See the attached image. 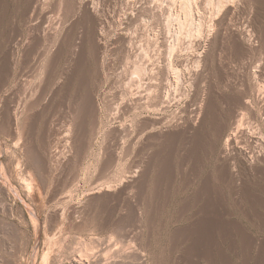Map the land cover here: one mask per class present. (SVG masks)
I'll return each mask as SVG.
<instances>
[{"label":"rangeland","instance_id":"obj_1","mask_svg":"<svg viewBox=\"0 0 264 264\" xmlns=\"http://www.w3.org/2000/svg\"><path fill=\"white\" fill-rule=\"evenodd\" d=\"M87 1L0 0V264H264V0H226L246 52L227 24L209 38L214 5L196 0L205 23L181 35L184 93L158 111L134 99L135 57L118 33L166 34L167 14L147 11L144 27L127 24L135 0ZM149 1L136 3L180 4ZM195 52L205 62L192 85ZM208 97L207 121L186 133ZM238 124L250 136L224 153Z\"/></svg>","mask_w":264,"mask_h":264},{"label":"bare ground","instance_id":"obj_2","mask_svg":"<svg viewBox=\"0 0 264 264\" xmlns=\"http://www.w3.org/2000/svg\"><path fill=\"white\" fill-rule=\"evenodd\" d=\"M65 1V0H64ZM90 1V2H89ZM89 1H87L88 2V5H90V4H96V3H93V2H95L94 0H89ZM98 1V0H97ZM107 1H109L110 2V0H107ZM114 1V0H113ZM117 1V0H116ZM115 1V2H116ZM121 1V0H120ZM124 1V0H123ZM129 2L131 1V0H128ZM128 1H127V3H128ZM140 1H143V0H140ZM149 1V0H148ZM164 1V0H163ZM199 1V0H198ZM240 1V0H239ZM81 2V1H80ZM92 2V3H91ZM100 2V1H99ZM98 2V3H99ZM106 2V1H105ZM125 2V1H124ZM123 2V3H124ZM149 2H153V0L152 1H149ZM155 2H158V4H156V3H148V5H145V6H143V5H141L142 3H140V5H138L137 3H136V0H135V2H133L134 3V8L132 9V10H130L129 12H126V14L128 13V15L127 16H125L126 18H127V24L129 23H131L132 24V22H135L136 20H137V17L138 16H141V18L139 19V21L140 20H142L143 22H146V23H144L143 24V22L141 23V21L139 22V23H141L140 24V26L143 24L144 25V27L147 25V21H144L146 18H144L143 16L145 15V13L148 11V12H151L152 14H153V17H154V15L155 16H157V18H158V16L159 15H163L164 13H166L167 14V21L165 22V23H167L166 24V28H165V32H167L166 34L164 33H160V31H159V33H156V32H154V28L152 29V27L150 28V29H148V25L150 24H148L147 26H146V28L144 29V28H142V29H144L143 31H146V33L145 32H143V37H145L144 39H141V40H145L144 42L145 43H142V41L141 42H138L139 44H136L135 45V42L137 43V41H135L136 40V38H135V40H134V37L136 36V33L137 32H139V31H141V30H138L136 33H135V36H134V34H132V31L130 30V29H132V27L129 29L128 27H126V28H123V29H119L120 31H119V38H120V40L122 41V43H125V45H124V50H123V52L125 53H123V55H125L126 56V59L127 60H131L132 59V57H135V60L131 63V64H134V65H132L133 66V69H131V75L129 76L130 78H128V80L129 79H131L133 82H137V83H139L140 85L137 87V88H139L140 89V87H141V89H140V91H141V93H138L139 94V96H137L136 98H134V99H136L137 100V102L138 103H141V104H143V103H146L148 106H150L151 107V109H157V111L158 110H163V109H167V107L168 106H170L171 104H173L174 102H179L180 101V99H181V90L183 91V93H184V90H183V88H184V86H183V88L181 89V85H183V83H182V81H184L183 79L185 78L184 76H183V74H185V73H183L182 72V70H181V68H182V66H180V63L182 62V61H180V60H182V59H179V58H181L180 56L181 55H184V53H183V51H184V49H185V47L184 48H182L181 46H180V43L183 41L184 42V40L183 39H185L184 37L185 36H190L191 34H192V36L194 35V33H195V31H197V30H200V32L201 31H203V28H201L200 29V27H201V25H203L204 23H205V21H203L204 23H202L201 21V18L200 17H202L201 15V10H200V4L198 3V2H196V0H180V4H178L175 8L173 7V4H172V7L174 8V9H172V10H170L171 12H169V11H167L168 10V8H166V7H164L165 5H163V3H161L160 4V1H155ZM204 2V1H203ZM207 2H208V4H213L214 6H213V10H212V12H210V17H209V32L210 33H208L209 34V38H211V36H212V34L214 33V32H216V30L218 29V28H220L223 24H227L228 22H227V17H228V15L230 16L232 13H233V7H232V4H229L230 2H229V0H228V2H226V0H207ZM234 2V1H233ZM253 2V1H252ZM36 3V2H35ZM65 3V2H64ZM107 3V2H106ZM126 3V4H127ZM136 3V4H135ZM139 3V2H138ZM165 3H166V1H165ZM256 3V2H255ZM61 4V3H60ZM72 4V3H71ZM80 4V3H79ZM100 4V3H99ZM143 4H146L145 3V1H144V3ZM205 4V3H204ZM237 4V3H236ZM129 5V4H128ZM207 5V4H206ZM235 5V4H234ZM60 6V5H59ZM175 6V5H174ZM236 7H238L237 5H235ZM94 6H92L91 8H93ZM100 7H102V6H100ZM125 7H127V6H125ZM132 7H133V5H132ZM207 7V6H206ZM90 8V9H91ZM96 8V7H95ZM94 8V9H95ZM94 9H92V10H94ZM97 9V8H96ZM95 9V10H96ZM130 9V8H129ZM167 9V10H166ZM236 9V8H235ZM95 10H94V12H95ZM206 10V9H205ZM104 11V10H103ZM207 11H209V10H207ZM87 12V11H86ZM118 13V12H117ZM122 13H123V11H122ZM235 13V12H234ZM239 13V12H238ZM100 14V13H99ZM112 14V13H111ZM203 14H205V13H203ZM237 14V13H236ZM117 15V14H116ZM143 15V16H142ZM239 15V14H238ZM256 15V14H255ZM100 16V15H99ZM148 16V15H147ZM150 16V15H149ZM166 16V15H165ZM199 16V17H198ZM237 16V15H236ZM62 17V16H61ZM117 17V16H116ZM162 17H164V16H162ZM60 18V17H59ZM206 18V17H205ZM235 18V17H234ZM253 18V17H252ZM62 19H64V18H62ZM149 19V18H148ZM162 19H164V18H162ZM102 20V19H101ZM121 20H123V19H121ZM125 20V19H124ZM156 20H159V19H156ZM161 20V19H160ZM159 20V21H160ZM204 20V19H203ZM255 20V19H254ZM62 21V20H61ZM126 21V20H125ZM158 21V22H159ZM162 21V20H161ZM232 21V20H231ZM237 21V20H236ZM256 21V20H255ZM102 22V21H101ZM104 22V21H103ZM107 22V21H106ZM105 22V23H106ZM150 22H154V21H150ZM157 22V21H156ZM230 22V21H229ZM254 22V21H253ZM54 23V22H53ZM86 23V22H85ZM108 23V22H107ZM107 23H106V25H107ZM121 23V22H120ZM97 24V23H96ZM99 24V23H98ZM97 24V25H98ZM100 24H102V23H100ZM122 24V23H121ZM237 24V23H236ZM236 24H234L235 26H236ZM247 24H249V25H247L248 26V28L249 27H252L253 25L251 24V23H248V21H247ZM124 25V24H123ZM134 25V24H133ZM136 25H137V22H136ZM221 25V26H220ZM229 24H227L226 25V27H228V28H226V29H228V31H229V33L231 34V35H233L236 39H237V41L239 42V49H240V51L241 50H244L245 52L246 51H248V50H250V49H253L252 47L254 46V45H252L251 44V42L249 43V42H247V41H245V40H243L242 38V33L238 30V29H234L235 27L234 26H231V27H234V28H231V27H229L230 25H232V24H230L229 26H228ZM96 26V25H95ZM94 26V27H95ZM104 26H105V24H104ZM104 26L103 27H101V30L99 29H97L96 28V30H98L97 32H98V34L99 35H102V37L104 38V33H106V32H104L105 30H103L104 29ZM246 26V27H247ZM97 27H99V26H97ZM106 27V26H105ZM153 27H156V26H153ZM161 27V26H160ZM203 27H204V25H203ZM237 27V26H236ZM55 28V27H54ZM103 28V29H102ZM121 28H122V26H121ZM135 28V27H134ZM244 28H245V26H244ZM255 28V27H254ZM107 29V28H106ZM140 29V28H139ZM156 29V28H155ZM240 29V28H239ZM253 29V28H252ZM259 29V28H258ZM52 30V29H51ZM55 31V30H54ZM251 31V29H249V30H247V35H249V39L251 38V37H253L249 32ZM46 32V31H45ZM50 32V31H49ZM80 32V31H79ZM96 32V33H97ZM157 32H158V30H157ZM243 32V31H242ZM253 32V31H252ZM81 33V32H80ZM95 33V34H96ZM197 33V32H196ZM140 34V33H139ZM183 34V39H181L182 37H181V35ZM184 34H186V35H184ZM197 34H199V33H197ZM205 34V33H204ZM259 34V33H258ZM264 34V33H263ZM144 35H147V37L146 36H144ZM196 35V34H195ZM244 35H245V33H244ZM253 35H255V34H253ZM39 37V36H38ZM191 37V36H190ZM53 38V37H52ZM95 38H97V36L95 37ZM142 38V37H141ZM264 38V37H263ZM81 39V38H80ZM84 39V38H83ZM100 39V38H99ZM180 39L182 40L181 42H180ZM253 39V38H252ZM19 40V39H18ZM197 39H196V37H195V41H196ZM247 40V39H246ZM101 41V40H100ZM103 41V40H102ZM138 41H140V39L138 40ZM226 41V40H225ZM249 41H251V39L249 40ZM260 41V40H259ZM85 42V41H84ZM119 42V41H118ZM182 42V43H183ZM199 42H201V41H199V39L197 40V45L199 44L200 45V43ZM238 42H236V43H238ZM181 43V44H182ZM234 43V42H233ZM184 44H185V42H184ZM192 44H194V43H192ZM115 45V44H114ZM189 45H191V44H189ZM49 46V45H48ZM183 46V45H182ZM193 46V45H192ZM180 47L182 48V49H180ZM255 47H256V45H255ZM264 47V46H263ZM76 49V48H75ZM194 49V48H193ZM226 49V48H225ZM122 51V50H121ZM227 51V50H226ZM252 51V50H251ZM179 52V53H178ZM178 53V54H177ZM241 53V52H240ZM204 54V53H203ZM203 54H200V53H198V52H195V53H192L191 54V57H189V60H187V61H189L190 63H192L191 65H190V63L189 62H187L186 64L184 63V65H186V66H188V68L187 69H189L188 71L190 72V75H191V77H193L192 79H193V82H192V85L194 84H196L197 85V83H198V78H197V76L199 75V73H201V72H199V70H200V67H201V65H202V63L203 62H205V59H204V55ZM245 54V53H244ZM241 55V54H240ZM79 56V55H78ZM234 56V55H233ZM219 57V56H218ZM240 57V56H239ZM183 58V57H182ZM184 59V58H183ZM212 59V58H211ZM239 59V58H238ZM77 60V59H76ZM129 60V61H130ZM185 60V59H184ZM128 61V62H129ZM192 61V62H191ZM128 62H126V63H128ZM218 62V61H217ZM183 63V62H182ZM182 63H181V65H182ZM81 64V63H80ZM129 64V63H128ZM183 65V66H184ZM190 65V66H189ZM260 65V64H259ZM260 67V66H259ZM244 68V67H243ZM207 70V69H206ZM264 70V69H263ZM129 71V70H128ZM127 71V72H128ZM125 72V71H124ZM127 72H125V73H127ZM185 72V71H184ZM122 72H120V74H121ZM124 73V74H125ZM236 73V72H235ZM252 74V73H251ZM118 75V74H117ZM244 75V74H243ZM264 75V74H263ZM121 76H123L122 74H121ZM239 76V75H238ZM224 77V76H223ZM255 77V76H254ZM262 77V76H261ZM127 78H125V79H127ZM191 79V78H190ZM244 79H245V77H244ZM246 79H248L247 77H246ZM245 79V80H246ZM127 80V81H128ZM235 80V79H234ZM251 80V79H250ZM72 81V80H71ZM127 81H126V83H127ZM248 81V80H247ZM255 81V80H254ZM133 82H132V85H134L133 84ZM235 82V81H234ZM257 82V81H256ZM123 83H125V82H123ZM128 83H131V81L129 82L128 81ZM59 84V83H58ZM122 84V83H121ZM205 84V83H204ZM210 84V83H209ZM228 84V83H227ZM247 84H248V82H247ZM73 85V84H72ZM126 85H130V84H125V86ZM185 85V84H184ZM186 86V85H185ZM131 87H133V86H131ZM243 87V86H242ZM259 87V88H258ZM261 87H262V85H261ZM38 88V87H37ZM130 88V86L127 88V89H129ZM253 88H255L254 90H256V89H259L260 90V86H258L257 84H255L254 85V87ZM136 89V88H135ZM139 89H137V90H139ZM235 89V88H234ZM263 88H261V90H262ZM125 90V89H124ZM134 90V89H133ZM187 90V89H186ZM233 90V89H232ZM126 91V90H125ZM128 91V90H127ZM130 91V90H129ZM43 92V91H42ZM256 92V91H255ZM260 92V91H259ZM264 92V91H263ZM128 93V92H127ZM134 93V92H133ZM124 95H125V93H123ZM129 94V93H128ZM136 94V93H135ZM255 94V93H254ZM264 95V94H263ZM131 96H132V93H131ZM213 96V95H212ZM256 96V95H255ZM41 97V96H40ZM126 97V96H125ZM128 97V96H127ZM134 97V96H133ZM183 97V96H182ZM263 98L262 97V95H261V93H259V94H257V98ZM202 98V97H201ZM249 99V98H248ZM128 100V99H127ZM131 100V99H130ZM136 100H134V101H136ZM179 100V101H178ZM211 98L210 97H208V98H206V99H204L203 100V102L196 108V110L194 111V115H193V118L191 117V118H188L187 116H185L186 118L185 119H187L186 121V126H185V130H187L186 131V133L187 132H196L197 133V131H199L201 128H202V126L204 125V123H205V121H207L206 119H208V115L210 114L209 113V108H210V105H212L211 104ZM238 101V100H237ZM260 101H261V99H260ZM95 102V101H94ZM129 102V101H128ZM239 102L240 103H242V104H245L244 106H246V107H250L251 106V104L249 105V103L250 102H245L244 100L242 101V99H239ZM96 103V102H95ZM130 103H131V101H130ZM133 103V102H132ZM134 104V103H133ZM132 104V105H133ZM247 104V105H246ZM123 105H124V103H123ZM127 105V104H126ZM126 105H124V106H126ZM137 105V104H136ZM174 105V104H173ZM84 106V105H83ZM96 106V105H95ZM139 106V105H138ZM189 106V105H188ZM239 106V105H238ZM255 106V105H254ZM261 106V105H260ZM94 107V106H93ZM128 107V106H127ZM134 107V106H133ZM171 107V106H170ZM252 107V106H251ZM125 108V107H124ZM135 108V107H134ZM136 108H139V107H136ZM145 108H146V106H145ZM148 108V107H147ZM169 108V107H168ZM140 109V108H139ZM149 109V108H148ZM150 109V110H151ZM231 109V108H230ZM234 109V108H233ZM240 109V108H239ZM263 109V108H262ZM115 110V109H114ZM119 110V109H118ZM122 110H124V109H122ZM258 110V109H257ZM125 111V110H124ZM182 112H184V110L182 111ZM188 112V111H187ZM181 113V112H180ZM186 113V109H185V112H184V114ZM235 113V112H234ZM263 113V112H262ZM242 114V113H241ZM149 115V114H148ZM147 115V116H148ZM179 115H182V114H179ZM245 115V114H244ZM253 115V114H252ZM153 116V115H152ZM151 116V117H152ZM156 116V115H155ZM163 116V115H162ZM249 116V115H248ZM264 116V115H263ZM150 117V116H149ZM150 117V118H151ZM182 117H183V115H182ZM218 117V116H217ZM244 117V116H243ZM144 118V117H143ZM158 118V117H157ZM152 119V124H159V123H162V121H161V119ZM161 118V117H160ZM165 118V117H164ZM164 118H162V119H164ZM172 118V117H171ZM166 120V119H165ZM214 121V120H213ZM242 121V120H241ZM180 123V122H179ZM218 123V122H217ZM163 124V123H162ZM233 124H235V123H233ZM247 124V123H246ZM239 125V124H238ZM241 125L242 124H240L237 128H235L233 131H231V133H229V135H228V137H227V139H226V143L224 144V145H226V148H225V150H224V153L225 152H227V150L228 149H230V145H234V142H236L235 140H236V138L238 137H240L241 135L243 136L244 135V137H246L247 135H245V134H248V132L249 131H246L247 129H245V128H243V127H241ZM244 125V124H243ZM130 126V125H129ZM258 127V126H257ZM73 128V127H72ZM121 128V127H120ZM156 128V127H155ZM124 129V128H123ZM260 129V128H259ZM225 129H221V127H219V128H217V131L219 132V134L222 136L224 133H225V131H224ZM60 131V130H59ZM253 131V130H252ZM155 132V131H154ZM200 132V131H199ZM170 133V132H169ZM173 133V132H172ZM172 133H170L169 135H171V137L172 136H175V134H172ZM177 133V132H176ZM69 133H67V135H68ZM116 134V133H115ZM67 135H64V136H66L67 137ZM70 135V134H69ZM74 135H76V134H74ZM163 135H168L167 133H166V131H160L159 133H158V135L157 136H163ZM180 135V134H179ZM249 135V134H248ZM252 135V134H251ZM261 135H262V133H261ZM156 136V135H155ZM181 136V135H180ZM250 136V135H249ZM69 137V136H68ZM124 137V136H123ZM248 137V136H247ZM264 137V136H263ZM254 138V137H253ZM60 139V138H59ZM58 139V140H59ZM73 140V139H72ZM79 140V139H78ZM250 140V139H249ZM260 141H262V140H260ZM70 141L68 140V143H69ZM240 142V141H239ZM245 142V141H244ZM67 143V142H66ZM68 143H67V145H68ZM70 143H72V142H70ZM256 145V144H255ZM250 146V145H249ZM60 147V146H59ZM83 148V147H82ZM223 148V149H224ZM234 150V149H233ZM61 151V150H60ZM229 151V150H228ZM58 152V151H57ZM67 153H69V152H67ZM60 154V153H59ZM115 155V154H114ZM224 155V154H223ZM227 155V154H226ZM202 156V155H201ZM63 157V156H62ZM57 159V158H56ZM107 159V158H106ZM116 160V159H115ZM254 165V164H253ZM147 167V166H146ZM112 170V169H111ZM149 171V170H148ZM255 171V170H254ZM132 172V171H131ZM136 173V172H135ZM145 174V173H144ZM125 180V179H124ZM136 181V180H135ZM145 181V180H144ZM142 182V181H141ZM123 183V182H122ZM140 183V182H139ZM109 186V185H108ZM103 187V186H102ZM130 187V186H129ZM111 188V187H110ZM127 188V187H126ZM125 188V189H126ZM105 193V192H104ZM110 200V199H109ZM208 226H209V224H208ZM207 226V227H208ZM205 227V226H204ZM210 227V226H209ZM209 231V230H208ZM243 231V230H242ZM210 245V244H209ZM263 246V245H262ZM90 259V258H89Z\"/></svg>","mask_w":264,"mask_h":264}]
</instances>
